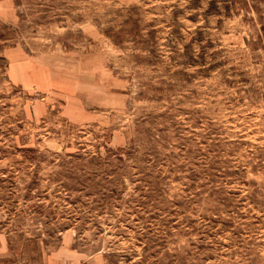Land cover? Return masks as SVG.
<instances>
[{
	"label": "rangeland",
	"instance_id": "obj_1",
	"mask_svg": "<svg viewBox=\"0 0 264 264\" xmlns=\"http://www.w3.org/2000/svg\"><path fill=\"white\" fill-rule=\"evenodd\" d=\"M0 264H264V0H0Z\"/></svg>",
	"mask_w": 264,
	"mask_h": 264
},
{
	"label": "crops",
	"instance_id": "obj_2",
	"mask_svg": "<svg viewBox=\"0 0 264 264\" xmlns=\"http://www.w3.org/2000/svg\"><path fill=\"white\" fill-rule=\"evenodd\" d=\"M65 261H68L67 256L62 258V259H58V258H54L51 260L48 259V260H44L42 262L34 263V264H64ZM5 264H20V263L9 262V263H5Z\"/></svg>",
	"mask_w": 264,
	"mask_h": 264
},
{
	"label": "trees",
	"instance_id": "obj_3",
	"mask_svg": "<svg viewBox=\"0 0 264 264\" xmlns=\"http://www.w3.org/2000/svg\"><path fill=\"white\" fill-rule=\"evenodd\" d=\"M0 60H2V59L0 58Z\"/></svg>",
	"mask_w": 264,
	"mask_h": 264
}]
</instances>
